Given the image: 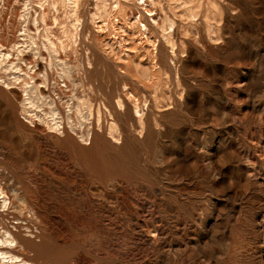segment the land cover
<instances>
[{"label":"rangeland","instance_id":"374dc122","mask_svg":"<svg viewBox=\"0 0 264 264\" xmlns=\"http://www.w3.org/2000/svg\"><path fill=\"white\" fill-rule=\"evenodd\" d=\"M67 1L0 0V264H264V0Z\"/></svg>","mask_w":264,"mask_h":264},{"label":"bare ground","instance_id":"6f19581e","mask_svg":"<svg viewBox=\"0 0 264 264\" xmlns=\"http://www.w3.org/2000/svg\"><path fill=\"white\" fill-rule=\"evenodd\" d=\"M67 1V0H66ZM71 1V0H70ZM73 1V0H72ZM68 2V1H67ZM66 2V3H67ZM76 2V1H75ZM68 6H70V5H68ZM72 6V5H71ZM74 6V5H73ZM77 6V5H76ZM75 9V8H74ZM76 10V9H75ZM76 12V11H75ZM43 18V17H42ZM44 19H46V18H44ZM45 22V21H44ZM78 23H80V22H78ZM78 27V26H77ZM144 28H146V26L144 27ZM77 30V29H76ZM68 39H70V38H68ZM51 44V43H50ZM52 45V44H51ZM52 48H53V46H51ZM54 50V49H53ZM57 51V50H56ZM120 104H121V102H120ZM119 104V105H120ZM134 109H137V106H136V108L134 107ZM135 111V110H134ZM138 113V112H137ZM135 114V113H134ZM1 191H2V189H1ZM4 193V192H3ZM2 194V193H1ZM3 195V194H2ZM5 196V195H4ZM3 201V200H2ZM6 205H7V201L6 200H4L3 201V208L4 207H6ZM14 236V235H13ZM15 237V236H14ZM14 237H13V241H14ZM16 238V237H15ZM7 241H8V239H6ZM1 241V240H0ZM7 241H6V243H7ZM10 241H11V239H10ZM17 243V242H16ZM1 244H2V242H1ZM4 244V243H3ZM7 248V247H6ZM4 249V248H3ZM10 249V248H9ZM13 250V249H12ZM7 250H5V252H6ZM10 251H11V249H10ZM16 251V250H15ZM9 252V251H8ZM7 252V253H8ZM14 252V251H13ZM10 256H11V254H10ZM7 257H8V254H7ZM1 258V257H0ZM14 258V257H13ZM14 259H16V258H14ZM18 259H20L19 257L17 258V261H20V260H18ZM10 260V259H9ZM12 260V259H11ZM14 261V260H13ZM11 262V261H10ZM24 262H27V261H24ZM17 264H18V262H16ZM20 264V263H19ZM23 264V263H22ZM24 264H26V263H24Z\"/></svg>","mask_w":264,"mask_h":264}]
</instances>
